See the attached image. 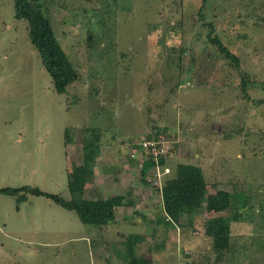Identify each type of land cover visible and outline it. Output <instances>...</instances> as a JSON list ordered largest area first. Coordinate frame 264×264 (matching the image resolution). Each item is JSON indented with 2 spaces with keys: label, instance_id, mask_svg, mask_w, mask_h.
I'll use <instances>...</instances> for the list:
<instances>
[{
  "label": "rangeland",
  "instance_id": "374dc122",
  "mask_svg": "<svg viewBox=\"0 0 264 264\" xmlns=\"http://www.w3.org/2000/svg\"><path fill=\"white\" fill-rule=\"evenodd\" d=\"M41 1L78 79L53 91L26 22L13 18L12 0H0V188L69 201L67 174L82 166L84 139L99 154L77 176L83 197L123 194L125 206L103 228L44 197L16 204L0 195V264H130L126 238L139 264H238L239 248L264 244V0ZM203 23L238 66L208 44ZM148 136L166 150V175L177 163L196 165L206 194L226 191L232 207L164 226L166 175L144 169L137 146ZM218 215L230 222L233 246L220 263L204 235Z\"/></svg>",
  "mask_w": 264,
  "mask_h": 264
},
{
  "label": "trees",
  "instance_id": "16d2710c",
  "mask_svg": "<svg viewBox=\"0 0 264 264\" xmlns=\"http://www.w3.org/2000/svg\"><path fill=\"white\" fill-rule=\"evenodd\" d=\"M202 2L205 3V0H202ZM42 3L41 0H12V16L15 20L26 22L27 37L31 47L36 51L39 62L51 81L53 91L60 95L64 94L68 87L73 86L78 79V73L72 67L61 46H59L60 44L55 37L51 24L44 13ZM201 9L202 7L197 11V16L202 20ZM202 26L208 29L206 37L208 44L214 46L216 52L223 59L229 61L234 67L238 66L237 57L222 44L221 40L215 35L212 25L203 23ZM240 82L243 88L247 85L243 77H240ZM85 131L96 134L97 129H86ZM64 134L68 138L67 130ZM92 142L87 143L83 139L82 166H74L72 171L67 174V189L71 196L69 201L58 195L47 194L30 186L0 188V195L15 198L16 204L26 202L28 196L44 197L62 209L74 212V215L82 224L105 228L109 222L114 221V209L122 205L125 198L123 196H111L97 200L83 198L82 186L78 185L76 180L77 176H83V168L90 166L93 158L99 154V148L94 141ZM137 146L140 147L139 144ZM143 156L145 157L142 161L144 169L158 166L162 172L164 166L167 165V155L159 156L156 161L151 154ZM161 184L158 193L164 215L163 225L169 228L179 226L182 217H188L191 223L192 216L200 211L212 214L222 213L235 203L234 197L226 191L218 190L214 194H206L203 172L193 164H175L171 168V173L163 178ZM246 206L247 202H243L240 206L235 207H237V210H242ZM204 235L210 239L211 249L215 254L217 263L222 262L225 257L231 254L233 246H231L230 222L226 217L218 215L207 219L204 224ZM118 236L123 237V234L120 233ZM126 239L128 240L125 247L128 248L130 264H139L140 260L136 256L134 247L136 241L130 238ZM257 244L254 245L255 248L253 246H248L245 249L239 248L241 252L238 264L244 261H249L248 264L264 263V244Z\"/></svg>",
  "mask_w": 264,
  "mask_h": 264
},
{
  "label": "built area",
  "instance_id": "2783aa9c",
  "mask_svg": "<svg viewBox=\"0 0 264 264\" xmlns=\"http://www.w3.org/2000/svg\"><path fill=\"white\" fill-rule=\"evenodd\" d=\"M150 139L148 138L147 140H143L139 144L140 147L138 148V150L141 152L142 156L145 154L146 155L151 154L153 159L156 161L159 156H165L166 150H164L163 147L160 146L161 145L160 141L156 140L155 138L152 140ZM138 150H136L135 152L138 153ZM156 168L159 169V167H156ZM162 170H163L162 175L169 173V170L167 168H163Z\"/></svg>",
  "mask_w": 264,
  "mask_h": 264
},
{
  "label": "crops",
  "instance_id": "0c3cea01",
  "mask_svg": "<svg viewBox=\"0 0 264 264\" xmlns=\"http://www.w3.org/2000/svg\"><path fill=\"white\" fill-rule=\"evenodd\" d=\"M118 195H121V196H123V194H118ZM114 196H116V195H114ZM84 198V197H83ZM85 199V198H84ZM99 199V198H98ZM86 200H89V199H86ZM94 200V199H93ZM96 200H97V198H96ZM125 201V200H124ZM127 205H130V204H127ZM123 206H125L123 203H122V205H120L119 207H116L115 209H114V219H115V213H116V209H118V208H123ZM115 221V220H114ZM113 222V221H112ZM110 225L111 224H108L107 226H106V228H109L110 227ZM112 225H114V223L112 224Z\"/></svg>",
  "mask_w": 264,
  "mask_h": 264
}]
</instances>
